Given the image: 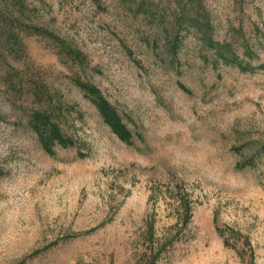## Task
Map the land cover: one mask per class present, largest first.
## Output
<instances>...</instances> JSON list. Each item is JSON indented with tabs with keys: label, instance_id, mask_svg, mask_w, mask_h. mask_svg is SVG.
Returning <instances> with one entry per match:
<instances>
[{
	"label": "rangeland",
	"instance_id": "1",
	"mask_svg": "<svg viewBox=\"0 0 264 264\" xmlns=\"http://www.w3.org/2000/svg\"><path fill=\"white\" fill-rule=\"evenodd\" d=\"M28 2L87 55L83 78L134 138L112 133L50 40L24 35L25 52L0 56V264H264V155L245 165L264 143L263 71L213 68L192 34L171 60L158 19L120 0ZM206 5L215 37L236 29L264 65V0ZM8 65L61 94L85 157L49 156L15 124Z\"/></svg>",
	"mask_w": 264,
	"mask_h": 264
},
{
	"label": "trees",
	"instance_id": "2",
	"mask_svg": "<svg viewBox=\"0 0 264 264\" xmlns=\"http://www.w3.org/2000/svg\"><path fill=\"white\" fill-rule=\"evenodd\" d=\"M120 2L126 6L131 5L129 9L135 13L144 12L154 20L158 19V35L166 42L165 52L171 60L178 57L183 41L192 34L205 53L204 60L211 63L213 68L224 65L234 67L242 73H254L259 70L264 73V65L251 64L256 54L247 40L242 38V43H238L234 38L236 29H232V35L228 39L219 40L215 37L214 21L206 0H142L139 3L137 0H120ZM95 4L99 10L103 9L101 0H95ZM37 14L39 10L32 7L28 0H0V56L5 57L7 54L15 59V56L25 52L24 35L50 40L58 55L77 68L72 82L98 110L112 133L126 144H131L133 132L121 113L100 88L83 78L82 73L90 68L87 55L68 39L46 26L34 23L33 19ZM6 75L5 95L12 112L16 115L15 124L31 132L49 156H54L56 148L60 147L75 148L81 158L85 157L81 144L62 128V118L69 107L65 106L61 94L52 92L41 78L35 76L26 78L25 74L15 71L11 66ZM29 94L30 102L26 99ZM262 155L264 143L256 149L254 157L246 161L245 165L253 166L254 160ZM165 248V243L158 247V259Z\"/></svg>",
	"mask_w": 264,
	"mask_h": 264
}]
</instances>
